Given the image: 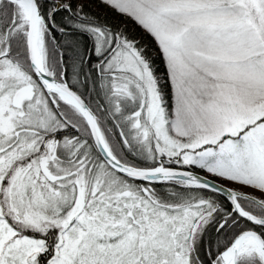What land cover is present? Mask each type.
I'll use <instances>...</instances> for the list:
<instances>
[{
	"label": "snow or ice",
	"instance_id": "obj_1",
	"mask_svg": "<svg viewBox=\"0 0 264 264\" xmlns=\"http://www.w3.org/2000/svg\"><path fill=\"white\" fill-rule=\"evenodd\" d=\"M0 264H264V0H0Z\"/></svg>",
	"mask_w": 264,
	"mask_h": 264
},
{
	"label": "trees",
	"instance_id": "obj_2",
	"mask_svg": "<svg viewBox=\"0 0 264 264\" xmlns=\"http://www.w3.org/2000/svg\"><path fill=\"white\" fill-rule=\"evenodd\" d=\"M100 11H103V9H99Z\"/></svg>",
	"mask_w": 264,
	"mask_h": 264
}]
</instances>
